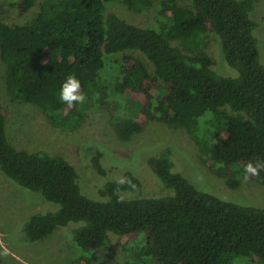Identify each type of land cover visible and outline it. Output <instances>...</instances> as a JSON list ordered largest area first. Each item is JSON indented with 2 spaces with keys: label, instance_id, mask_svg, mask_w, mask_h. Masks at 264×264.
<instances>
[{
  "label": "trees",
  "instance_id": "1",
  "mask_svg": "<svg viewBox=\"0 0 264 264\" xmlns=\"http://www.w3.org/2000/svg\"><path fill=\"white\" fill-rule=\"evenodd\" d=\"M110 1L135 13L154 6V0H14L20 18L37 5L40 10L24 24L0 17V56L11 97L40 106L55 125L77 128L91 111L108 108L115 115V96L133 94L143 103L144 121L116 116L123 140L149 120L184 128L200 145L203 163L238 188L249 161L264 165V63L252 18L255 0H159L156 28L106 14ZM210 34L220 38L224 58L238 75L214 69L206 50ZM128 50L144 53L153 70ZM108 69L116 73L105 76ZM69 75L81 81L82 105L59 100ZM7 117L0 103V170L59 204L26 220L27 241L74 223V242L90 254L85 264H102L114 236L133 264H264V207L198 189L176 170L170 150L147 160L169 194L124 198L122 192L142 184L127 171L130 183L109 181L100 191L105 199H93L83 193L79 173L66 158L14 146ZM93 161L103 173L99 157ZM251 177L264 183V168Z\"/></svg>",
  "mask_w": 264,
  "mask_h": 264
},
{
  "label": "rangeland",
  "instance_id": "2",
  "mask_svg": "<svg viewBox=\"0 0 264 264\" xmlns=\"http://www.w3.org/2000/svg\"><path fill=\"white\" fill-rule=\"evenodd\" d=\"M41 1V0H40ZM14 0H0V17L10 25L24 24L39 13L35 6L26 18H20L14 9ZM252 18L257 23L255 35L259 42L261 59L264 63V0H255ZM159 0L148 12L135 13L125 5L110 1L106 14L116 13L130 23L142 27H157L156 9ZM174 44L181 46V41ZM206 50L214 59V69L225 76H236L221 48L220 38L215 34L207 36ZM125 54L143 59L153 70L152 63L144 53L128 50ZM123 54L113 58L121 59ZM7 65L0 56V103L8 113L7 134L11 143L18 149L31 152L43 151L51 155L63 156L72 163L78 173L79 182L85 195L93 199H105L100 193L109 181L124 177L130 171L140 180L141 186L133 191H124V198L159 197L170 193L147 160L164 149L171 152L177 171L183 173L198 189L218 197L240 203L264 207V183L253 177L245 180L241 176L238 188H230L225 178L213 173L201 159V147L186 129L156 120L145 122L144 129L129 140H123L116 127V116L135 117L140 115L142 101L135 95H116L119 105L112 114L108 108L89 112L82 125L77 128L61 127L51 123L43 109L29 102H21L11 97L6 85ZM107 70L104 75L115 74ZM99 157L104 172H100L93 159ZM59 204L46 200L40 192L23 187L8 178L0 170V253L3 264H85L84 256H90L76 245L73 228L77 225L56 229L45 239L29 242L25 239L24 224L35 213L55 211ZM113 237L111 251L101 260L102 264H133ZM90 264V263H86Z\"/></svg>",
  "mask_w": 264,
  "mask_h": 264
},
{
  "label": "clouds",
  "instance_id": "3",
  "mask_svg": "<svg viewBox=\"0 0 264 264\" xmlns=\"http://www.w3.org/2000/svg\"><path fill=\"white\" fill-rule=\"evenodd\" d=\"M81 81L74 75H69L63 84L61 85L59 92V100L72 107L77 104H84L86 101L85 94L81 91ZM264 168V165L256 166L253 161H249L244 167V177L243 179L247 180L251 176H259L260 171ZM118 185H124L130 183V181L126 177H120L115 179L114 181ZM121 200L123 197L120 198ZM7 250L5 249L4 253H0V255H6Z\"/></svg>",
  "mask_w": 264,
  "mask_h": 264
}]
</instances>
